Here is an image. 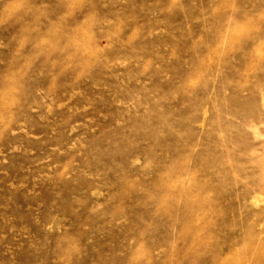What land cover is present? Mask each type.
Wrapping results in <instances>:
<instances>
[{
	"label": "rangeland",
	"instance_id": "obj_1",
	"mask_svg": "<svg viewBox=\"0 0 264 264\" xmlns=\"http://www.w3.org/2000/svg\"><path fill=\"white\" fill-rule=\"evenodd\" d=\"M264 0H0V264H264Z\"/></svg>",
	"mask_w": 264,
	"mask_h": 264
},
{
	"label": "bare ground",
	"instance_id": "obj_2",
	"mask_svg": "<svg viewBox=\"0 0 264 264\" xmlns=\"http://www.w3.org/2000/svg\"><path fill=\"white\" fill-rule=\"evenodd\" d=\"M264 100V99H263Z\"/></svg>",
	"mask_w": 264,
	"mask_h": 264
}]
</instances>
